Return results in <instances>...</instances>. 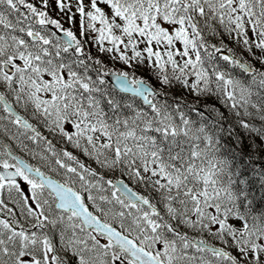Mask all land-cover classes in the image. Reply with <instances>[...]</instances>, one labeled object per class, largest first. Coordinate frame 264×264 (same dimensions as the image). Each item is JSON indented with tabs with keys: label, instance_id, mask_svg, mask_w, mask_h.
I'll list each match as a JSON object with an SVG mask.
<instances>
[{
	"label": "snow or ice",
	"instance_id": "obj_1",
	"mask_svg": "<svg viewBox=\"0 0 264 264\" xmlns=\"http://www.w3.org/2000/svg\"><path fill=\"white\" fill-rule=\"evenodd\" d=\"M0 264H264V0H0Z\"/></svg>",
	"mask_w": 264,
	"mask_h": 264
}]
</instances>
